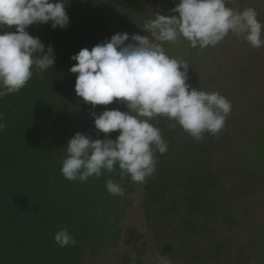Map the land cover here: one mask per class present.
Segmentation results:
<instances>
[{
    "label": "trees",
    "instance_id": "16d2710c",
    "mask_svg": "<svg viewBox=\"0 0 264 264\" xmlns=\"http://www.w3.org/2000/svg\"><path fill=\"white\" fill-rule=\"evenodd\" d=\"M176 4L178 0H70L66 28L52 29L49 22L26 29L53 47L55 62L49 70H34L19 92L0 98L6 124L0 130V264H142L147 239L161 231L155 228L153 211L167 209V171L160 163L142 184L129 176L121 179L118 166L116 172L85 182L63 177L68 139L77 132L105 138L90 113L128 111L123 102L93 108L79 98L77 74L69 71L76 61L70 57L117 32L145 35L143 22L156 13L168 15ZM5 30L14 32L15 26ZM167 121L158 116L152 122L158 128ZM107 135L115 139L119 131ZM109 179L121 184L123 196L109 194ZM65 228L76 245L60 247L54 241Z\"/></svg>",
    "mask_w": 264,
    "mask_h": 264
},
{
    "label": "clouds",
    "instance_id": "9594fccd",
    "mask_svg": "<svg viewBox=\"0 0 264 264\" xmlns=\"http://www.w3.org/2000/svg\"><path fill=\"white\" fill-rule=\"evenodd\" d=\"M70 0H0V98L19 92L33 76L53 67L54 50L26 29L48 24L64 29L69 24L65 5ZM230 0H179L168 15L154 14L141 25L145 35L117 32L89 50L81 49L70 57L76 63L69 69L77 74L76 95L93 108L123 102L128 111L91 112L94 127L104 139L75 133L67 141L61 173L69 181L85 182L104 172L129 176L142 184L156 171L155 152L167 151V142L156 117H166L175 130L179 125L195 141L205 133L222 131L232 105L218 92L198 90L187 83L189 63L170 57L165 43L175 44L182 37L192 48L215 47L231 33L252 48L264 47V24L252 7L236 10ZM15 26V31L5 29ZM127 42V43H126ZM0 114V130L5 129ZM119 131L115 139L107 134ZM113 196H123L119 182L106 181ZM60 246L76 245L65 229L54 235ZM157 264H172L167 255H158Z\"/></svg>",
    "mask_w": 264,
    "mask_h": 264
},
{
    "label": "rangeland",
    "instance_id": "374dc122",
    "mask_svg": "<svg viewBox=\"0 0 264 264\" xmlns=\"http://www.w3.org/2000/svg\"><path fill=\"white\" fill-rule=\"evenodd\" d=\"M227 7H252L264 24V0H230ZM163 46L189 63L187 83L218 92L232 109L222 131L201 141L179 125L170 129L169 120L158 126L168 145L155 164L167 171V209L153 211L161 231L147 239L141 263L157 264L162 254L172 264H264V47L231 33L203 50L182 37Z\"/></svg>",
    "mask_w": 264,
    "mask_h": 264
}]
</instances>
